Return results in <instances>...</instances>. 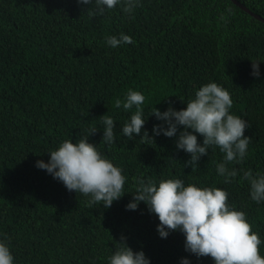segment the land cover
Instances as JSON below:
<instances>
[{"label": "trees", "instance_id": "obj_1", "mask_svg": "<svg viewBox=\"0 0 264 264\" xmlns=\"http://www.w3.org/2000/svg\"><path fill=\"white\" fill-rule=\"evenodd\" d=\"M237 1L264 19V0ZM86 8L77 0H0V238L14 264H107L121 235L150 264H179L185 256L213 264L187 252L180 231L161 238L144 202L127 209L130 193L107 208L90 205L35 166L62 140L75 142L94 127L88 140L121 167L125 191L135 190L137 176L222 187L264 241V201L250 199L242 172L228 182L216 173L218 148L185 166L190 154L176 149L175 137L123 136L120 127L135 108L115 104L129 88L141 91L148 116L142 132L151 136L160 123L149 115L153 106L186 107L196 88L215 79L229 91L231 111L248 122L247 155L228 167L264 169V22L232 0H140L131 13L117 6L103 16ZM121 31L133 42L108 46L105 37ZM253 61L259 76L250 74ZM105 113L117 121L110 145L101 141ZM258 247L264 254V242Z\"/></svg>", "mask_w": 264, "mask_h": 264}, {"label": "clouds", "instance_id": "obj_2", "mask_svg": "<svg viewBox=\"0 0 264 264\" xmlns=\"http://www.w3.org/2000/svg\"><path fill=\"white\" fill-rule=\"evenodd\" d=\"M86 5L91 15L103 16L106 11L121 6L125 13H131L140 0H77ZM91 6V7H89ZM106 44L116 48L121 44L133 42V37L121 31L105 37ZM251 75L259 76L257 61L251 64ZM183 101V100H182ZM144 94L129 88L123 101L117 99V107L131 111L120 127V132L129 140L154 137L163 134L175 137L177 150L190 154L185 166H198L202 155L210 148H218L223 156L215 164L216 173L230 178L242 172L249 185L250 199L257 203L264 201V169L253 172L251 169L229 168L228 162H241L248 151L250 137L245 135L247 120L231 111L232 98L229 91L215 79L201 84L186 101V107L176 109L169 105L165 110L155 106L149 115H154L160 123L153 124L152 135L142 126L144 117L142 104ZM102 140L113 144L116 140V122L111 115H101ZM80 136L75 142L71 138L62 140L55 148L49 149L48 160L39 159L35 166L45 169L54 179L65 187L87 197L88 204L99 203L107 208L125 192L132 199L125 205L135 210L144 202L150 213L157 216L156 230L161 238L171 231L184 235V248L196 257L210 256L213 264H264V254L259 251L262 241L260 234L253 231L246 213L228 201V192L215 185H199L185 182L179 177L148 179L133 177L134 191H125L126 177L121 167L115 165L104 155L97 144L89 142L90 133ZM199 134L202 140L198 142ZM117 242V241H116ZM107 264H150L142 249L134 251L121 235L117 246L106 257ZM0 264H14L9 243L0 238ZM179 264H191L189 257H181Z\"/></svg>", "mask_w": 264, "mask_h": 264}, {"label": "water", "instance_id": "obj_3", "mask_svg": "<svg viewBox=\"0 0 264 264\" xmlns=\"http://www.w3.org/2000/svg\"><path fill=\"white\" fill-rule=\"evenodd\" d=\"M236 5H238L241 9H243L244 11L248 12L251 16L255 17L258 20H261L264 22V19L262 17H260L259 15L253 13L252 11H250L247 7H245L243 4H241L240 2H238L237 0H232Z\"/></svg>", "mask_w": 264, "mask_h": 264}]
</instances>
